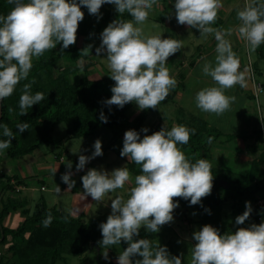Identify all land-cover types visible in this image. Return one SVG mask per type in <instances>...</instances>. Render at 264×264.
Returning <instances> with one entry per match:
<instances>
[{
  "label": "clouds",
  "instance_id": "clouds-1",
  "mask_svg": "<svg viewBox=\"0 0 264 264\" xmlns=\"http://www.w3.org/2000/svg\"><path fill=\"white\" fill-rule=\"evenodd\" d=\"M9 3L14 4L12 10L6 16H0V101L10 97L20 81L28 78L34 57L55 49L61 42V52L76 43L78 26L84 19L81 6L86 7L90 15L99 16L102 5L114 4L119 14L127 12L136 25H142L157 0H79V3L77 0H28L27 3L9 0ZM222 7V0H175L174 4L175 18L180 25L197 29L201 36L215 35V64L205 63L202 70L216 86L200 90L195 102L203 112L216 115L223 114L235 101V97L225 94L227 89L237 84L246 87L248 72L247 68L240 71V59L231 42L225 38L232 34L233 29L221 30L210 26L215 23ZM237 17L241 24L236 31L254 52L264 44V4H246L243 10L238 11ZM101 41L100 47L96 48V56L107 53L110 78L115 81L111 88L112 96L104 103L109 107L123 108L134 102L140 110L157 109L170 90L176 87L177 81L166 64L168 58L183 47V42L173 38L162 39L159 35L146 36L143 28L134 26L132 21L119 20L103 30ZM91 48L89 45L84 51ZM31 87V83L23 86L19 99L21 116L27 115L29 108L45 99L42 92L33 94ZM100 120L108 122L103 112ZM0 127H3L4 137L8 138L0 141V151H3L11 146L15 135L7 125ZM28 128L27 122L17 124L20 134ZM148 131L147 128L141 129L145 133L142 139L135 130L124 134L120 155L140 165L142 174L135 176L128 199L117 196L111 200V214L106 223L100 225L102 245L127 242L128 247L118 256V264H133L135 256L142 257L135 264H181V258L170 256L166 247H153L149 239L134 241V237L139 235L142 226L149 232L158 233L161 226L172 222L173 211L179 207L174 202L175 198L190 200L191 205H197L210 195L213 166L207 159L190 162L178 147L189 142L194 129L176 125L171 130L163 127L151 135L146 134ZM93 147L91 156L79 155L77 172L92 159L103 155L99 139ZM67 168L72 169L71 162ZM71 176V171L61 176L69 190L76 184ZM81 180L84 197L91 196L94 201H101L106 194L131 184L132 176L124 166L111 173L89 169ZM56 191H61L58 186ZM245 207L244 213L236 217V225H244L249 219L252 212L250 202H246ZM206 211L210 214V210ZM51 222L49 215L42 223L49 227ZM192 238L196 244L192 249L191 264H264V223L239 227L234 234L226 232L223 235L219 229L205 225L195 231Z\"/></svg>",
  "mask_w": 264,
  "mask_h": 264
},
{
  "label": "trees",
  "instance_id": "trees-1",
  "mask_svg": "<svg viewBox=\"0 0 264 264\" xmlns=\"http://www.w3.org/2000/svg\"><path fill=\"white\" fill-rule=\"evenodd\" d=\"M23 2L27 3L28 0H23ZM13 7L14 4L9 3V0H0V16L9 14ZM81 11L84 13V19L79 23L76 43L61 52L63 47L61 42L55 49L46 51L38 58L34 57L28 78L20 81L14 93L1 103L3 115L0 125H7L15 135V139L7 149V154L12 159L32 154L43 144H54L57 148L62 146L63 142L57 143L52 139V132L62 123L67 124V141L93 136L101 127L112 131L111 146H115L117 142L123 145V137L128 130L137 131L141 139L145 135L141 129L147 118V111L141 112L130 120L128 112L132 103L126 104L123 108L115 105L107 106L104 101L111 98V88L115 86V82H107L106 79L91 81L88 77L90 63L79 66V62L87 57L84 47L78 44L80 39L100 40L106 24L116 20L129 21L133 17L127 12L119 14L114 4L102 5L99 16L90 15L88 9L83 6H81ZM260 56L264 57V44ZM62 62H68L71 65L63 67ZM79 69H83L85 74L76 81L74 78ZM29 83L32 84V93L42 92L45 99L40 104L29 108L27 115L21 116L19 99L23 86ZM168 98L169 96L165 101ZM101 112L107 117V123L100 120ZM22 122H27L29 128L20 134L17 124ZM184 126L194 129L195 133L190 136L186 145H178V147L190 162L195 163L199 159H204V153L207 151L205 147L209 144L212 135L209 134L207 138H204L209 130L207 123L202 120L187 123ZM160 130V125L154 124L148 135ZM6 139L8 138L3 135V127H0V141ZM263 160L264 157L255 162L256 173H254L261 175L260 181L254 183L253 176L248 175H240L236 178L228 171L212 167L214 179L210 195L197 205H191L190 200L183 198H175L174 202L182 204L186 209L196 210L198 208V213L202 218L201 224L211 225L220 232L223 231L224 234L230 232V228L228 230L222 226L224 205L230 201L233 202V207H236L238 214L242 215L246 210V202H250L252 212L249 219L245 221L246 228L251 221H257L261 215L254 196L264 191V171H259ZM127 168L134 178L142 174L141 166L133 161L129 162ZM221 180L229 184L227 189L219 185ZM7 189H12V186L9 185ZM26 207L27 201L25 200L8 197L3 201L0 213V248H2L0 249V264H56L65 255L84 256L92 248H99V264H104L101 254L105 248L124 251L128 247L127 242L124 241L116 245H102L103 236L100 225L106 223V218L98 217L84 222L83 216L75 218L46 205L32 214ZM206 209L210 210V214ZM18 211L25 217L24 221L16 229L4 227V219L9 214ZM177 214L178 209L176 208L173 215ZM49 215L52 217L51 225L44 227L42 222ZM155 238V233L140 229L134 241L154 240ZM5 246L8 247L5 248ZM167 250L170 256L180 257L172 247H168ZM140 259L142 257H133V264Z\"/></svg>",
  "mask_w": 264,
  "mask_h": 264
},
{
  "label": "rangeland",
  "instance_id": "rangeland-1",
  "mask_svg": "<svg viewBox=\"0 0 264 264\" xmlns=\"http://www.w3.org/2000/svg\"><path fill=\"white\" fill-rule=\"evenodd\" d=\"M231 2L233 9H235L234 12L229 16L219 10L215 23L210 26L221 30L229 28L233 29L231 34L233 40H230L229 37H226V39L231 42L233 51L240 59L241 71H244L245 68L248 69L246 74V86H248L249 91H246L244 87H241L239 84L231 89H227L225 94L230 97H235V101L231 104L230 108L221 115L203 112L196 106L195 102L196 94L200 90L206 87L216 86L212 78L206 76L202 70L205 63L215 64V57L217 54V41L215 40L213 42L215 35L208 34L206 36H201L200 32L195 28H192V30L189 31L186 29L181 30L180 26L183 27V25H180L175 18V0H157V4L150 10L147 20L142 25H136L135 21H132L134 26L143 28L146 36L159 35L162 39L173 38L183 42V47L178 52L171 55L167 60L166 66L174 78V71L181 76V74H185L189 70V68H187L189 63L194 61L198 63L197 66L195 65L193 67L194 70L192 77L187 83H185L187 86L186 89H183V86H176L170 90L167 101H162L157 106V109L146 110L148 118L143 124L142 129L147 128L149 131L146 134L148 135L154 124L160 125L161 129L164 127L166 130H169L173 125L171 122H177L178 120L188 123H194V121L199 120L206 121L209 133L206 134L204 138H207V135L209 134H211L212 137L209 144L205 147V150L207 151L204 153V159H207L214 168L228 171L236 178L240 175L253 176V182L255 183V181H260L259 179L261 178L260 174H255V162L264 157V57L259 56L257 51L258 48L254 52L250 51L248 42L244 38H240V35L236 30L241 24L237 17L238 11L243 10L246 4H264V0H232ZM169 18H172L177 22V33L170 32L166 28L165 20ZM109 24L110 23L106 24L104 29ZM81 42L83 43V39H80L78 44ZM101 42V39L85 40L84 50L89 45H92V48L89 51H85L87 57L79 62V66L84 63L96 62L99 65H102L105 69L106 81H113L112 79L109 80L111 70L108 66V61L106 60L107 53L104 52L99 57L96 56V48L100 47ZM200 57L201 60L199 63L198 58ZM248 62L251 63V66L248 65ZM61 65L67 67L71 64L68 62H62ZM84 74L83 69H79L74 80L78 81L84 76ZM176 81L178 83L180 79L176 78ZM254 82L255 91L259 86L263 88V92L261 93H257L258 90L256 91V96L253 91ZM177 91L184 93L183 98L178 96L175 97ZM257 94H259L258 97ZM132 105V109L128 112L129 118L141 112L134 102H132ZM178 125L182 124L178 123ZM98 131L99 129L97 132ZM97 132L93 136H86L67 141V124L62 123L56 126L52 132V139L57 143L63 142V145L57 148L54 144H43L40 147V152L44 153V155L49 152L60 155L64 152L67 165L71 162V164L76 167L79 162V155L91 156L94 152L93 145L95 141L99 139L102 143L103 155L88 162L82 171L83 175H85L89 169H103L111 173L115 169L124 166L127 167L130 161L127 157H121V155H119L123 145L117 142L115 146H111L112 140L105 136H98ZM112 134L113 133L111 132V135ZM3 151L6 152L7 149ZM19 159L22 158H10V161L14 164L16 163V160ZM259 171H264V160ZM131 176V184H126L124 188L116 189L115 191L106 194L101 201H94L92 199V202L88 203L89 208L88 211H86L85 219L83 221L87 222L98 217H103L107 220V217L112 211L111 200L115 199L117 196H123L125 200L128 199L130 188L134 186L135 179L132 174ZM25 184L27 183L25 182ZM76 184L84 191L82 182H76ZM32 186L36 188L32 194V212L34 211L36 204L40 202L42 203V201L45 200L50 206L49 208H56L58 211L68 214L72 211L75 203L73 194L61 195L51 193L50 190L52 189L53 184L48 181V191H42L41 184L37 181L33 182ZM26 195L27 192L25 191L22 196ZM254 197L258 201L264 197V191L256 194ZM205 198L206 197L202 199ZM81 199L83 198H80V201ZM89 200L90 199H87V202ZM57 202H59L58 208L55 206ZM75 206L74 208H76ZM177 209L178 214L173 215V221L161 226L159 232L155 233V240L151 241L153 247L157 245L166 248L172 247L174 251L180 255L181 264H191L192 249L196 244V241L192 237L195 231L202 229V218L198 213V208L196 210L193 208L186 209L182 204H179ZM222 213L224 216L222 226L228 230L230 228V232L233 234L239 227H245V224L236 225L235 223L236 217L239 216V214L236 207H233V202L230 201L226 203ZM141 229L145 228L142 226ZM220 233L221 235L224 234L223 231ZM106 254L107 259H105ZM119 255L120 254L117 256ZM114 256L116 255L113 254V251H110L108 254V250H103L101 260L104 264H115L112 260V257ZM98 258V250L97 248H94L84 256L65 255L56 264H99Z\"/></svg>",
  "mask_w": 264,
  "mask_h": 264
},
{
  "label": "crops",
  "instance_id": "crops-1",
  "mask_svg": "<svg viewBox=\"0 0 264 264\" xmlns=\"http://www.w3.org/2000/svg\"><path fill=\"white\" fill-rule=\"evenodd\" d=\"M231 1L232 0H222L223 7L220 9L221 12H224V14H227L229 16L235 10V9H233V5L231 4L232 3ZM129 21H134V19L129 20ZM176 23L177 22H175L172 18L165 20L166 28L170 32H175V33L178 32L177 31L178 24H176ZM180 27H181V30L182 29H186L188 31L192 30V28L188 25H183V27L182 26H180ZM226 37H229L230 40H233L232 35L226 36ZM215 40L216 39L214 38L213 42ZM84 43H85V40L83 39V43L81 42L79 44V46L84 47V45H85ZM262 47H263V44H261L257 49L259 56H260V51H261ZM198 60L200 63L201 57L198 58ZM83 65L81 64L80 66H83ZM195 65L196 66L198 65V63L196 61L189 63L187 66V68H189V70L185 74L184 73L181 74V76H180V74L176 73V71L173 72V74L175 75V79L176 78L180 79V81L176 84V86H183V89L187 88L185 83H187L188 80L192 77L193 70H194L193 67ZM248 65L251 66V63L248 62ZM241 70H242V68L240 65V71ZM251 70H253V69H251ZM171 75H172V73H171ZM88 77L91 81L104 80V79H106L105 69L103 68L102 65H99L96 62H93V63L91 62L90 67L88 69ZM254 86H255V82L253 83V91H254L255 96H256V91H255ZM244 89L246 91H249L248 86L244 87ZM258 95L259 94H257V97H258ZM177 96L180 98H183L184 93L181 91H177L175 93V97H177ZM130 109H132V107ZM144 111H146V110H144ZM141 112H143V111L141 110ZM135 113H137V112H135ZM140 113H137V115ZM137 115H134L133 117H131L130 120H133ZM147 118H148V114H147ZM147 118H146V120H147ZM171 123L173 124L171 126V128H172L173 126L178 125V123L185 125L188 122L178 120L177 122H171ZM171 128L169 130H171ZM111 132H112L111 130L104 128V127H101V128H99L97 135L103 136V137L105 136V137H108L112 140L113 134L111 135ZM52 153L53 152H49V153L44 155V153L40 152V148H38L32 154L23 156V157H21L22 159L16 160V163L12 164L10 161V158L7 154V151L6 152L0 151V213H1L2 208H3V201L5 199H7L8 197H11V198L17 199V200L20 199V200L27 201L26 209H29L31 214L34 213L38 208H43L44 205L50 207L46 203V200L45 201L41 200L42 203L40 202V203L36 204L33 212H32V208H31L32 194L36 190V188H34L32 186L33 182H36V181L39 182L41 184V190L42 191H48V186H47V181H48L51 184H53V187L50 190L51 193H57V194H61V195L70 194V193L73 194V197H74L73 199L75 200L74 206L76 205L75 206L76 208H74V206H73V209H72V211H70L69 214L75 218H77L79 216H83L84 217L83 219H85L86 211H88V208H89L88 203L92 202L91 201L92 198L89 196L84 197V191L81 190L80 187L77 186V184H75V187H73L71 190H69L68 185L65 183H62V180L60 178V176H62L66 172L71 171L72 172L71 179L75 180L77 183H80V182H82L81 177L83 176V173H82L83 170L77 172L75 165L74 166L72 165V169L69 170L67 168V162H66L65 157H64L65 153L62 152V154H60V155H58L57 153H53V154ZM7 158H9V159H7ZM57 167H58V169H57ZM56 169H57V171H56ZM1 176H3V178H1ZM19 182H21V184ZM25 182L27 184H25ZM9 185L12 186V189H7V187ZM56 186H58L61 190L59 193L56 191ZM25 191L27 192V195L22 196ZM80 198H83V199H81V201H80ZM87 199H90V200L87 202ZM84 201H86L87 203ZM55 206L58 208L59 202H57ZM187 209H189V208H187ZM24 219H25V217L23 215H21V213L19 211L13 212V213L9 214L4 219L3 226L6 228H9V229H16L24 221ZM154 240H152V241H154ZM7 247L8 246H5V248H7ZM92 249H94V248H92ZM97 250L99 252V248H97ZM105 250H108V254L110 251H113V254L116 256L112 257L113 258L112 260L115 264H118V256L117 255L121 254L122 252L120 250H114V249H105Z\"/></svg>",
  "mask_w": 264,
  "mask_h": 264
},
{
  "label": "built area",
  "instance_id": "built-area-1",
  "mask_svg": "<svg viewBox=\"0 0 264 264\" xmlns=\"http://www.w3.org/2000/svg\"><path fill=\"white\" fill-rule=\"evenodd\" d=\"M257 90V93L263 92V88L261 86H259ZM256 206L259 208L261 215L258 217L257 221H251L247 227H250L252 224L260 225L264 223V197L257 201Z\"/></svg>",
  "mask_w": 264,
  "mask_h": 264
},
{
  "label": "water",
  "instance_id": "water-1",
  "mask_svg": "<svg viewBox=\"0 0 264 264\" xmlns=\"http://www.w3.org/2000/svg\"><path fill=\"white\" fill-rule=\"evenodd\" d=\"M2 101H0V121H1V119H2V115H3V111H2ZM220 186L221 187H223V188H225V189H227L228 187H229V184L226 182V181H221L220 182Z\"/></svg>",
  "mask_w": 264,
  "mask_h": 264
}]
</instances>
